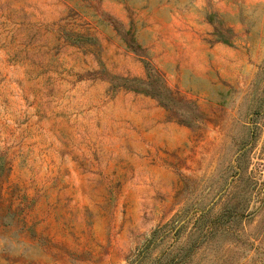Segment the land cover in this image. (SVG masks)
<instances>
[{"label":"rangeland","instance_id":"1","mask_svg":"<svg viewBox=\"0 0 264 264\" xmlns=\"http://www.w3.org/2000/svg\"><path fill=\"white\" fill-rule=\"evenodd\" d=\"M0 264H264V0H0Z\"/></svg>","mask_w":264,"mask_h":264},{"label":"trees","instance_id":"2","mask_svg":"<svg viewBox=\"0 0 264 264\" xmlns=\"http://www.w3.org/2000/svg\"><path fill=\"white\" fill-rule=\"evenodd\" d=\"M124 82H127L128 88L135 91L144 92L151 96L166 97L170 94L169 88L164 81L160 82V75L154 70L148 68V74L145 78L126 77ZM163 91V92H162ZM165 92V94H163ZM166 100L163 101L165 104Z\"/></svg>","mask_w":264,"mask_h":264}]
</instances>
